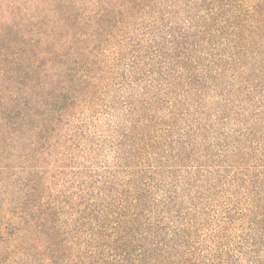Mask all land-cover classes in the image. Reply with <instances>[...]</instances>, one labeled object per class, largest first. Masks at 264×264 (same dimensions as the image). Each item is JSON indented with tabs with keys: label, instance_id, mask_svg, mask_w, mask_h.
Segmentation results:
<instances>
[{
	"label": "trees",
	"instance_id": "trees-1",
	"mask_svg": "<svg viewBox=\"0 0 264 264\" xmlns=\"http://www.w3.org/2000/svg\"><path fill=\"white\" fill-rule=\"evenodd\" d=\"M0 264H264V0H0Z\"/></svg>",
	"mask_w": 264,
	"mask_h": 264
}]
</instances>
